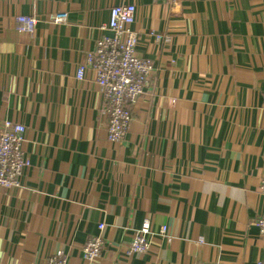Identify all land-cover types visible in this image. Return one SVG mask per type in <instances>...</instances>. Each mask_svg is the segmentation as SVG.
I'll list each match as a JSON object with an SVG mask.
<instances>
[{"label":"crops","instance_id":"crops-1","mask_svg":"<svg viewBox=\"0 0 264 264\" xmlns=\"http://www.w3.org/2000/svg\"><path fill=\"white\" fill-rule=\"evenodd\" d=\"M118 4L135 6L153 71L110 143L95 76L75 69ZM20 15L36 17L33 35ZM0 121L25 127L30 160L20 187L0 188V264H86L96 236L91 264L264 260V0H0ZM146 222L150 248L131 253Z\"/></svg>","mask_w":264,"mask_h":264},{"label":"built area","instance_id":"built-area-1","mask_svg":"<svg viewBox=\"0 0 264 264\" xmlns=\"http://www.w3.org/2000/svg\"><path fill=\"white\" fill-rule=\"evenodd\" d=\"M136 8L131 4H118L109 9L108 23L100 27L107 35L99 37L94 50L83 55L75 69V79L83 81L87 72L95 76V83L101 94V100L108 117L106 126L107 140L119 143L124 140L130 130L133 107L143 95L152 74L151 61L142 59L136 54L138 37L132 30ZM67 15L55 13L50 21L55 25L64 23ZM17 31L21 34L33 35L37 19L34 15L16 17ZM26 129L17 122L0 121V188L14 189L21 186V179L30 167L29 157L23 152ZM259 191L264 194V177L261 179ZM259 233L264 234V210L254 221ZM103 225L98 226L102 231ZM167 228L161 227L158 235L165 236ZM153 232L148 222L143 223L136 231L130 244L134 254L146 253L150 248ZM104 243L101 236L86 241L83 246V260L91 264L99 258ZM46 264H65L61 253H54L47 258ZM256 264H264V260Z\"/></svg>","mask_w":264,"mask_h":264}]
</instances>
